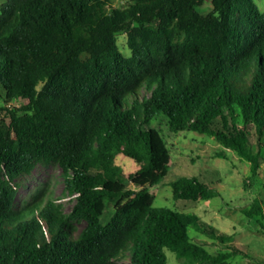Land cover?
Returning <instances> with one entry per match:
<instances>
[{
    "label": "trees",
    "instance_id": "16d2710c",
    "mask_svg": "<svg viewBox=\"0 0 264 264\" xmlns=\"http://www.w3.org/2000/svg\"><path fill=\"white\" fill-rule=\"evenodd\" d=\"M120 1H0V264H169L167 249L181 264L249 258L199 214L154 205L172 151L153 123L214 138L218 156L234 152L255 181L264 164V12L255 0ZM37 165L62 169L76 198L70 213L49 182L19 203V179ZM172 187L177 200L219 195L197 175ZM241 213L264 234L263 201ZM198 234L230 249L212 253Z\"/></svg>",
    "mask_w": 264,
    "mask_h": 264
},
{
    "label": "rangeland",
    "instance_id": "374dc122",
    "mask_svg": "<svg viewBox=\"0 0 264 264\" xmlns=\"http://www.w3.org/2000/svg\"><path fill=\"white\" fill-rule=\"evenodd\" d=\"M1 2L5 0H0ZM131 0H121L126 5ZM264 12V0H255ZM119 45L126 56L131 55L128 38L125 33L118 36ZM145 92V90H143ZM159 118V117H158ZM153 126L162 130L172 151V162L167 177L155 188L156 207H168L179 212L199 214L206 222L217 226L220 232L234 235L236 245L248 253L249 258L237 255L232 264H264V234L255 220L241 213L256 199L263 201L264 206V164L255 181L252 180L250 164L241 160L234 152L227 150V157L218 156L224 148L214 139L206 135L181 131L173 133L169 130L164 118L156 119ZM124 161L133 164L132 160L124 157ZM63 171L58 165H37L35 170L21 177V189L18 196L19 203L30 198L38 185L49 182L51 191L57 202L62 205L65 213H70L76 198L65 188ZM199 176L203 181L212 185L219 195L210 200H177L174 197L172 182L181 176ZM129 187L135 186L129 183ZM115 205H108L103 224H107L115 212ZM82 229L84 222L79 223ZM192 238L197 233L190 231ZM210 252L229 250V242L214 239L205 234H198ZM169 264H181L176 254L166 250ZM131 264L130 259L124 261Z\"/></svg>",
    "mask_w": 264,
    "mask_h": 264
}]
</instances>
